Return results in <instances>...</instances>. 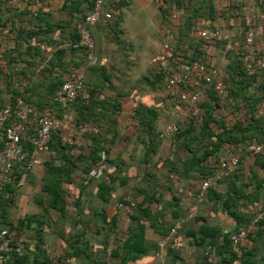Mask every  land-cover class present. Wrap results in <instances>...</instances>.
I'll list each match as a JSON object with an SVG mask.
<instances>
[{
  "label": "trees",
  "instance_id": "trees-1",
  "mask_svg": "<svg viewBox=\"0 0 264 264\" xmlns=\"http://www.w3.org/2000/svg\"><path fill=\"white\" fill-rule=\"evenodd\" d=\"M133 1L104 0L102 19L88 25L98 59L91 63L79 27L97 0H0V109L9 102L15 108L21 97L52 115L70 117V125L52 134L40 168L29 171L24 182V171L13 166V180L0 190V230L16 231L17 236L33 231L37 248L31 252L40 256L32 264H54V254L59 255L57 264L66 259L77 264L81 256L87 264H105L109 249L110 264L136 262L161 249L169 261L181 262L171 244H182L184 236L207 249L204 260L215 253L220 256L218 264H264V215L257 220L255 209L258 203L264 205V69L250 71L242 60L251 26L258 31L256 43L264 44V18L249 20L248 10L253 7L254 14L263 15L264 0L156 1L162 25L168 28L163 29L160 50L169 43L166 59L174 65L152 64L144 85L163 92L179 62L214 56L218 64L212 65L224 71V92L196 76L181 84L189 94L201 93L199 115H194L189 100L178 102L168 93L162 101L149 102L144 95L134 99L130 91L118 89L133 63L132 54L134 58L137 54L132 46L125 49L119 29L123 9ZM106 13L111 17L104 20ZM174 15L172 23L169 18ZM202 30L233 35L229 41L213 42L198 35ZM115 55L125 62L119 65L112 57L101 64ZM220 56L225 64H220ZM259 57L264 60V54ZM74 73L84 75V84L71 103L57 93ZM25 81L28 85L22 88ZM170 124L177 130L166 135ZM82 125L90 130L80 132ZM70 134L75 144L63 141ZM165 141L170 142L167 149ZM258 144L263 149L251 155L249 147ZM223 158L229 163L237 160L233 171L224 173ZM217 175V183L202 192V184ZM223 183L228 190H222ZM24 196L36 212L15 218ZM94 197L95 204L88 202ZM195 201L225 215L230 227L213 225L207 215L198 213L188 225L193 210L184 203ZM86 210L90 217L83 216ZM253 219L245 239L234 244ZM175 222L181 227L171 235ZM45 226L58 228L46 234ZM148 233L166 244H148ZM56 238L64 242L59 248ZM96 247L101 249L95 251ZM28 255L7 264H31Z\"/></svg>",
  "mask_w": 264,
  "mask_h": 264
},
{
  "label": "built area",
  "instance_id": "built-area-1",
  "mask_svg": "<svg viewBox=\"0 0 264 264\" xmlns=\"http://www.w3.org/2000/svg\"><path fill=\"white\" fill-rule=\"evenodd\" d=\"M246 2L249 0H245ZM103 2L104 0H97L92 12L85 17L84 25L80 26L82 34L81 44L85 45L89 49V55L87 59L91 63L97 61V57L94 55L93 50L95 48V40L91 34L88 25H94L98 23L103 16ZM251 16L249 20H255L264 18V14L259 16L254 14V8L248 9ZM111 16L109 13L104 14V20L109 19ZM252 23V22H251ZM253 25V23L251 24ZM200 36L205 40L217 42V41H229V38L233 33L221 34L219 31L202 30L199 32ZM258 31L254 27H250L245 35V43L243 45V64L250 71H258L264 69V60L259 56L264 54V44L256 43ZM172 36H168V42L171 41ZM169 43L163 46L155 57L151 60L152 64H156L161 61L167 62V52ZM213 58L210 55H202L198 59L190 62H179L173 70L170 71L168 79L165 83V91L176 98L178 102L189 100L191 103L192 111L194 115H199L198 101L201 100L200 92L188 93L181 84L189 82L193 77H201L203 81L207 83H215V88L219 92L225 91V85L223 82L224 71L221 68L212 65ZM167 68V67H166ZM84 84V75L82 73H74L70 80L65 82L63 87L58 91L57 95L64 96L69 102H74L77 98L78 92L82 90ZM28 85V81L22 83L21 86ZM62 125H70L69 113L63 114L61 117L52 115L47 110H41L30 103H27L23 98L16 99V107L9 102L4 108L0 109V190L3 186L13 180V166L19 165L20 169L24 171V182L26 175L29 171H33L39 167L42 163V156L44 155L47 144L50 142L52 134L59 129ZM80 132L84 133L90 130L89 125L80 126ZM177 128L174 125H167L165 128L166 135L169 132L176 131ZM64 142L75 144L73 136L67 135L63 138ZM77 145V143H76ZM263 149V145H251L249 152L251 155L259 153ZM231 163V164H230ZM228 162L225 158L221 159L220 165L225 168L224 173L233 171L234 166L237 164V160L233 158L231 162ZM15 177V176H14ZM219 175L208 178L202 184V192L207 187L215 185L219 180ZM120 206L117 205V207ZM262 215V214H261ZM259 215V217L261 216ZM181 225L177 223L171 231V235H175L177 229ZM250 225L245 230L238 233L234 240V244L239 243L245 239L247 233L251 230ZM166 244V240H162L160 245ZM45 249L47 254L50 253L49 247L46 245ZM25 253V237L17 236L16 231H9L8 229L0 230V264L9 263L14 257L23 256ZM55 258L53 263H58V254H54ZM64 264H71L69 259L64 260Z\"/></svg>",
  "mask_w": 264,
  "mask_h": 264
},
{
  "label": "crops",
  "instance_id": "crops-1",
  "mask_svg": "<svg viewBox=\"0 0 264 264\" xmlns=\"http://www.w3.org/2000/svg\"><path fill=\"white\" fill-rule=\"evenodd\" d=\"M156 1L157 0H134L130 5L125 6V8L123 9V19L121 20L119 29L122 31V35H121L122 38L124 37V40H125L124 41L125 49L130 50L129 44L133 45L134 50H135V48H138L142 51H147L149 59L147 60V62L141 63V65H143V68H141L140 66H137L135 64L139 60L136 57L134 58V56L132 54L131 59L133 60V63L130 64V66H129L130 72H128V74H126L124 76V80H122L125 82L124 88H122V84L120 85L121 82L117 83L118 89H120V90L133 91L131 86L139 83L137 81L136 82L131 81L130 74L133 75L131 70L136 75L138 80L144 84L143 78L145 75L149 74L148 69L152 68L151 58L155 57L157 55V53L160 51V46H161L160 41L162 39H163V41L165 40V38H162V35L164 36L163 29H164V27H166V29H168V28H167V26L162 25V21H161L162 15H161L159 8L157 7ZM169 21L172 23L173 22L175 23L176 22V15H174L172 19L169 18ZM219 24H223V21H220ZM105 34L107 35V33H105ZM198 35H199V32H198ZM136 56H138V54H136ZM112 57L115 59H112ZM211 57L213 58L214 56H211ZM223 57H224V54H223ZM223 57L220 56V58H221L220 64H225V62H227V60L223 59ZM110 59H112L114 62H116L119 65L122 64V61L125 62V59L123 57H121V55H115V56H110L108 58H103L101 61V64L104 65V64L109 63ZM213 63H214V65H217L218 60L213 58ZM173 65H174V63L170 61V63L167 64V67H170V66L172 67ZM145 68H146V72H143V70ZM135 91H136V89H135ZM140 91H142L143 95H144L142 97V99L146 98L148 101L151 100L150 96H151V98L154 99V96L156 94L154 95L152 93H163L164 92V96L167 93L165 90H163V92H161V91L153 92L152 90H150V87H148V86L144 87ZM136 98H138V97H136ZM155 100H157V99H155ZM166 144L170 145V142H168V141L164 142L163 147L165 146V149H167ZM77 145H79V143H77ZM163 150H164V148H163ZM73 152H75V151L72 150V153ZM39 168L40 167H37L34 170H37ZM101 169L99 171H101ZM255 170L258 172H261V169L258 167ZM234 180H233V182H234ZM222 186H223L222 190H228V186L226 183H223ZM90 187H91L90 190L93 192V190H92L93 185H91ZM248 188H249V191L251 189H253L250 186ZM27 199H28L27 196L22 197L21 202H20V209L18 210V214L15 216V218L17 216H20V215L24 216L25 213L36 212L35 207L33 205H30L29 201ZM88 202L95 204L96 198L94 197L92 202H91V200ZM204 204H201V201L200 202L195 201V202H190V203L189 202L184 203V205H189L191 207V209L193 210V213H190L189 216L187 217L186 223L188 224L190 222L188 225L192 224V222H191V220L193 219L192 215H195V213L196 214L198 213V214H201L202 216L207 215L208 220L213 225L219 223L221 225H226L228 228L230 227V222L227 220L225 215L217 214V213L213 212V210L211 209V207L209 205L207 206ZM255 206H256L255 209L258 211L256 217H259V213H260V215L262 214V216H263L264 215V209H262L261 211H259V209H260V207H264V205L263 204L260 205L258 203ZM83 216L90 217L91 212L86 210V213H84ZM253 220H255V219H253ZM44 228H45L44 232L47 234V233H51L50 231H56L58 227L53 226V228L50 230L48 229L47 226H45ZM146 236H147L148 244L151 243V245L152 244L154 245L157 242V237L153 233H148ZM24 237H26L27 244L28 245L31 244L30 249H27V246H26L27 244H25V253L29 254L28 256L31 258L30 260H31V264H32V262L38 261L39 259H37V257L40 256V255H34L33 254L34 252H31L37 248V246H36L37 237H35L33 231H31V230H29L27 232V234L24 235ZM193 239L194 238L192 236L191 237L184 236L181 240L182 244L179 242H177V244L176 243L171 244V248L173 249L172 251L179 253V255L181 256V259H182L181 262L169 261L168 253H166L164 250L161 249V250H159L161 253L152 254L151 256L143 257L141 260H138L136 262H130L129 264H206V263L218 264L220 256L215 254V253H212L209 260H204L203 256L205 255V253H206L205 251L207 249L192 245ZM52 241H54V238ZM161 241L158 240L157 244H159V242L161 243ZM56 243H57V248H59V246L64 242H62V240L56 238ZM46 245H47V243H46ZM96 249H101V248L96 247L95 251H96ZM110 255H111V250L109 249L108 256H107L108 260L107 259H106L107 261L105 260V264H110V259H109ZM94 256H96V255H94ZM34 257H36V258H34ZM77 264H87V260L85 259V257L81 256L77 260ZM115 264H121V261L118 260V261H116Z\"/></svg>",
  "mask_w": 264,
  "mask_h": 264
},
{
  "label": "rangeland",
  "instance_id": "rangeland-1",
  "mask_svg": "<svg viewBox=\"0 0 264 264\" xmlns=\"http://www.w3.org/2000/svg\"><path fill=\"white\" fill-rule=\"evenodd\" d=\"M101 38L103 39V36H101ZM106 40H107V38H105L104 39V41L106 42ZM130 40V39H129ZM129 46L131 47L132 46V50H134V46L133 45H130L129 44ZM131 49V48H130ZM134 52H136L137 54H138V56H135L136 58H138V62L137 63H135L137 66H140L141 68H143V65H141V63H145V62H147V60L149 59V57H148V52L147 51H142V50H140V49H138V48H135V50H134ZM170 63V62H169ZM168 63V64H169ZM135 65V66H136ZM134 67V66H133ZM129 70V69H128ZM129 72H130V70H129ZM131 72H132V74L133 75H131L130 73V76H131V81H133V82H139L138 84H135V85H132L131 86V88L133 89V91H130L129 93H131V94H133V96H134V99H135V97H140V96H142L143 95V92L142 91H140V90H142L144 87H146L141 81H139L138 80V78L136 77V75L133 73V71L131 70ZM143 72H146V68L143 70ZM135 75V76H134ZM124 81H121V83H120V85L122 84V88H124ZM135 89H136V91H135ZM162 92V91H161ZM152 94H156L155 96H154V99H157L158 101L160 100V101H162V97L164 96V92L163 93H152ZM131 97H132V95H131ZM150 99L151 100H154L153 98H151V96H150ZM128 102L130 103V102H132V101H129L128 100ZM150 102V101H149ZM180 112V111H179ZM178 114V113H177ZM125 144H127V141H125L124 142V144H121V145H125ZM135 145H133V147H134ZM166 146H167V148L170 146L169 144H166ZM139 148H142L141 146H139ZM138 152V151H137ZM167 153V151H165V154ZM165 154H163V155H165ZM138 160H135V163L137 162ZM101 167V166H100ZM101 169V168H100ZM131 171L133 172V169H131ZM159 173V172H158ZM131 174V173H130ZM160 174L161 173H159V174H157V176L159 177L158 179L159 180H157L160 184H161V181H160ZM161 177H162V179H163V176H162V174H161ZM186 195V194H185ZM28 200V199H27ZM193 216V215H192Z\"/></svg>",
  "mask_w": 264,
  "mask_h": 264
},
{
  "label": "clouds",
  "instance_id": "clouds-1",
  "mask_svg": "<svg viewBox=\"0 0 264 264\" xmlns=\"http://www.w3.org/2000/svg\"><path fill=\"white\" fill-rule=\"evenodd\" d=\"M260 217H262V215H261ZM260 217H258L257 220H258ZM254 222H255V220H253V221L251 222V224H250V225H252V227H253V223H254ZM247 228H248V226H247ZM237 235H238V234H237ZM237 235H236V237H237ZM236 237H235V238H236ZM234 240H235V239H234ZM237 244H238V243H237Z\"/></svg>",
  "mask_w": 264,
  "mask_h": 264
}]
</instances>
